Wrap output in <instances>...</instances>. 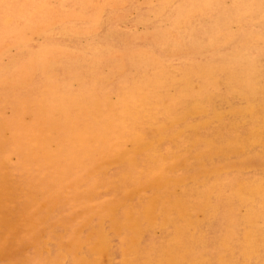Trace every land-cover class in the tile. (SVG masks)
Returning a JSON list of instances; mask_svg holds the SVG:
<instances>
[{
    "label": "rangeland",
    "instance_id": "1",
    "mask_svg": "<svg viewBox=\"0 0 264 264\" xmlns=\"http://www.w3.org/2000/svg\"><path fill=\"white\" fill-rule=\"evenodd\" d=\"M8 1L0 264H264V0Z\"/></svg>",
    "mask_w": 264,
    "mask_h": 264
},
{
    "label": "bare ground",
    "instance_id": "2",
    "mask_svg": "<svg viewBox=\"0 0 264 264\" xmlns=\"http://www.w3.org/2000/svg\"><path fill=\"white\" fill-rule=\"evenodd\" d=\"M26 1H27V0H25V4H26ZM63 1H64V0H63ZM82 1H84V0H82ZM82 1H81V2H82ZM93 1H94V0H93ZM96 1H97V0H96ZM132 1H133V0H132ZM134 1H135V0H134ZM214 1H216V0H214ZM8 2H10V0H9ZM28 2H29V1H28ZM64 2H65V1H64ZM204 2H205V0H204ZM204 2H203V3H204ZM208 2H209V0H208ZM208 2H207V4H208ZM229 2H230V1H229ZM0 3H1V2H0ZM62 3H63V2H62ZM68 3H69V2H68ZM74 3H76V2H74ZM83 3H85V2H83ZM83 3H82V4H83ZM93 3H94V2H93ZM95 3H96V2H95ZM95 3H94V4H95ZM134 3H135V2H134ZM186 3H187V2H186ZM215 3H216V2H215ZM217 3H218V0H217ZM12 4H13V3H12ZM64 4H65V3H64ZM64 4H63V5H64ZM110 4H111V3H110ZM110 4H109V5H110ZM135 4H136V3H135ZM171 4H172V3H171ZM173 4H174V3H173ZM210 4H211V3H210ZM0 5H1V4H0ZM10 5H11V4H10ZM21 5H22V4H21ZM180 5H181V4H180ZM233 5H234V4H233ZM8 6H9V5H8ZM77 6H78V5H77ZM193 6H194V5H192V7H193ZM195 6H197V5H195ZM81 7H82V6H81ZM138 7H139V6H138ZM141 7H142V6H141ZM144 7H145V6H144ZM176 7H178L177 4H176L175 8H176ZM256 7H257V6H256ZM0 8H1V6H0ZM2 8H3V7H2ZM2 8H1V10H3ZM22 8H23V7H22ZM79 8H80V7H79ZM95 8H96V7H95ZM136 8H137V7H136ZM139 8H140V7H139ZM169 8H170V7H169ZM175 8H174V9H175ZM8 9H9V8H8ZM170 9H171V8H170ZM172 9H173V8H172ZM172 9H171V10H172ZM221 9H222V8H221ZM228 9H229V8H228ZM1 10H0V11H1ZM84 10H85V9H84ZM139 10H140V9H139ZM183 10H184V9H183ZM253 10H254V9H253ZM93 11H94V10H93ZM175 11H176V10H175ZM215 11H216V10H215ZM225 11H226V10H225ZM232 11H233V10H232ZM232 11H231V12H232ZM2 12H4V11H2ZM20 12H21V11H19L18 15L20 14ZM179 12H182V11H179ZM208 12H209V11H208ZM208 12H207V13H208ZM226 12H227V11H226ZM28 13H29V12H28ZM84 13H85V12H84ZM198 13H199V12H198ZM209 13H210V12H209ZM209 13H208V14H209ZM213 13H215V12H213ZM9 14H10V13H9ZM14 14H15V13H14ZM22 14H24V13H22ZM151 14H152V13H151ZM177 14H178V13H177ZM194 14H196V13H194ZM194 14H193V15H194ZM219 14H220V13H219ZM24 15H25V14H24ZM98 15H99V14H98ZM142 15H143V14H142ZM193 15H192V17H193ZM198 15H199V14H198ZM217 15H218V14H217ZM217 15H216V16H217ZM226 15H228V14H226ZM226 15H225V16H226ZM230 15H231V14H230ZM232 15H233V14H232ZM134 16H135V15H134ZM140 16H141V15H140ZM140 16H139V17H140ZM150 16H151V15H150ZM195 16H196V15H195ZM199 16H200V15H199ZM211 16H212V15H211ZM223 16H224V15H223ZM9 17H10V16H9ZM11 17H12V16H11ZM16 17H17V16H16ZM26 17H28V16H25V17H24V20H25ZM181 17H182V16H181ZM192 17H190V19H191ZM203 17H204V16H203ZM205 17H206V16H205ZM207 17H208V16H207ZM213 17H214V16H213ZM220 17H221V15H220ZM229 17H230V16H229ZM229 17L227 16V18H229ZM233 17H234V16H233ZM233 17H232V18H233ZM51 18H52V17H51ZM167 18H168V17H167ZM196 18H197V17H196ZM214 18H215V17H214ZM217 18H218V17H217ZM251 18H252V17H251ZM7 19H8V18H7ZM7 19H4V20L7 21ZM154 19H155V18H154ZM154 19H153V20H154ZM190 19H189V21H190ZM198 19H199V18H198ZM198 19H197V20H198ZM225 19H226V18H225ZM18 20H19V19H18ZM47 20H48V19H47ZM158 20H159V19H158ZM173 20H174V19H173ZM192 20H194V18H193ZM195 20H196V19H195ZM211 20H212V19H211ZM214 20H215V19H214ZM230 20H231V19H230ZM6 21H5V23H6ZM9 21H11V19H9ZM16 21H17V20H16ZM31 21H33V20L31 19ZM118 21H119V20H118ZM209 21H210V20H209ZM215 21H216V20H215ZM224 21H225V20H224ZM231 21H232V20H231ZM115 22H116V21H115ZM115 22H114V24H115ZM122 22H124V21H122ZM161 22H162V21H161ZM161 22H160V23H161ZM184 22H186V21H184ZM210 22H211V21H210ZM221 22H222V24H223V20H222ZM228 22H229V21H228ZM228 22H227V24H228ZM1 23H2V22H1ZM20 23H21V22H20ZM50 23H51V22H50ZM111 23H112V22H111ZM127 23H128V22H127ZM130 23H132V22H130ZM135 23H136V22H135ZM149 23H150V22H149ZM157 23H158V22H157ZM163 23H164V22H163ZM190 23H191V22H190ZM213 23H215V22H213ZM213 23H212V24H213ZM259 23H260V22H259ZM122 24H123V23H122ZM169 24H170V23H169ZM185 24H186V23H185ZM201 24H202V23H201ZM225 24H226V23H225ZM227 24H226V25H227ZM252 24H253V23H252ZM4 25L6 26V24H4ZM142 25H143V24H142ZM148 25H149V24H148ZM155 25H158V24H155ZM190 25H192V24H188V26H190ZM199 25H200V23H199ZM216 25H217V24H216ZM219 25H220V24H219ZM223 25H224V24H223ZM2 26H3V25H2ZM2 26H0V27H2ZM132 26H133V25H132ZM135 26H136V25H135ZM152 26H153V25H152ZM205 26H206V25H205ZM240 26H241V25H240ZM246 26H247V25H246ZM249 26H250V25H249ZM253 26H254V25H253ZM262 26H263V24H262ZM6 27H7V26H6ZM192 27H193V26H192ZM192 27H191V28H192ZM202 27H204V26H202ZM208 27H210V25H209ZM211 27H213V26L211 25ZM215 27H216V26H215ZM217 27H218V26H217ZM221 27H222V25H221L219 28H221ZM222 28H223V27H222ZM222 28H221V29H222ZM226 28H227V27H226ZM244 28H245V27H244ZM254 28H255V27H254ZM208 29H209V28H207V29H205V30H208ZM213 29H214V28H213ZM215 29H216V28H215ZM215 29H214V30H215ZM251 29H252V28H251ZM2 30H3V29H2ZM2 30H1V31H2ZM160 30H161V29H160ZM186 30H187V29H186ZM235 30H236V29H235ZM235 30H234V31H235ZM179 31H180V30H179ZM215 31H216V30H215ZM243 31H244V30H243ZM248 31H249V30H248ZM250 31H252V30H250ZM3 32H4V31H2L1 33H3ZM6 32H7V31H6ZM6 32H5V33H6ZM191 32H192V31H191ZM203 32H204V31H203ZM206 32H207V31H206ZM209 32H210V31H209ZM209 32H208V33H209ZM223 32H225V31L223 30ZM179 33H180V32H179ZM187 33H188V32H187ZM208 33H207V34H208ZM236 33H237V32H236ZM238 33H239V32H238ZM122 34H123V33H122ZM203 34H204V33H203ZM6 35H7V34H6ZM8 35H9V33H8ZM8 35H7V36H8ZM12 35H13V34H12ZM42 35H43V34H42ZM42 35H41V36H42ZM120 35H121V34H120ZM179 35L182 36L181 34H179ZM191 35H192V34H191ZM210 35H211V34H210ZM241 35H242V34H241ZM10 36H11V35H9V37H10ZM184 36H185V35H184ZM204 36H205V39H206V38H207L206 35H204ZM236 36H237V35H236ZM13 37H14V36H13ZM17 37H18V36H17ZM58 37H60V36H58ZM221 37H222V36H221ZM228 37H229V36H228ZM51 38H52V37H51ZM54 38H55V37H54ZM121 38H122V37H121ZM202 39H203V37H202ZM205 39H204V40H205ZM232 39H233V38H232ZM0 40H1V39H0ZM4 40H5V39H4ZM35 40H36V39H35ZM44 40H45V39H44ZM46 40H47V39H46ZM136 40H137V39H136ZM136 40H134V41H136ZM199 40H200V39H199ZM235 40H236V39H235ZM8 41H9V40H8ZM13 41H14V40H13ZM13 41H12V42H13ZM48 41H49V40H48ZM59 41H60V40H59ZM197 41H198V40H197ZM237 41H238V40H237ZM28 42H29V41H28ZM61 42H62V41H61ZM67 42H68V41H67ZM76 42H77V41H76ZM125 42H126V41H125ZM128 42H129V41H128ZM128 42H127V43H128ZM256 42H257V41H256ZM10 43H11V42H10ZM40 43H41V42H40ZM40 43H39V44H40ZM49 43H50V41H49ZM71 43H72V42H71ZM118 43H119V42H118ZM134 43H135V42H134ZM153 43H154V42H153ZM199 43H201V42H199ZM202 43H203V42H202ZM129 44H130V43H129ZM132 44H133V43H132ZM146 44H147V43H146ZM154 44H155V43H154ZM228 44H229V43H228ZM235 44H236V43H235ZM148 45H149V44H148ZM1 46H2V45H1ZM222 47H223V46H222ZM233 47H234V46H233ZM0 48H2V47H0ZM3 48H5V47H3ZM212 48H214V47L212 46ZM218 48H219V47H218ZM230 48H231V47H230ZM248 48H249V47H248ZM250 48H251V47H250ZM253 48H254V47H253ZM253 48H252V49H253ZM16 49H17V48H16ZM215 49H217V48L215 47ZM154 50H155V49H154ZM254 50H255V48H254ZM208 51H209V50H208ZM213 51H214V50H213ZM226 51H227V50H226ZM229 51H231V50H228V52H229ZM249 51H250V50H249ZM255 51H256V50H255ZM262 51H263V50H262ZM160 52H161V51H160ZM194 52H195V51H194ZM224 52H225V51H224ZM224 52H223V53H224ZM252 52H253V51H252ZM5 53H6V52H5ZM38 53H39V52H38ZM161 53H162V52H161ZM192 53H193V52H192ZM198 53H199V52H198ZM220 53H221V52H220ZM25 54H26V53H25ZM162 54H163V53H162ZM182 54H184V53H182ZM187 54H188V53H187ZM195 54H196V55H200V54H197V53H195ZM216 54H217V53H216ZM246 54H247V53H246ZM246 54H244V55H246ZM250 54H252V53H250ZM7 55H8V54H7ZM167 55H168V54H167ZM218 55H219V54H218ZM55 56H56V55H55ZM57 56H58V55H57ZM213 56H214V55H213ZM255 56H256V55H255ZM260 56H261V55H260ZM262 56H263V55H262ZM1 57L3 58V56H1ZM24 57H25V56H24ZM31 57H32V56H31ZM31 57L29 58L30 61H31ZM200 57H201V56H200ZM25 58H26V57H25ZM53 58H54V56H53ZM212 58H213V57H212ZM212 58H210V59L212 60ZM7 59H8V57H7ZM17 59H18V58H17ZM54 59H55V58H54ZM56 59H57V58H56ZM58 59H59V58H58ZM190 59H191V58H190ZM193 59H194V58H193ZM199 59H200V58H199ZM48 60H49V59H48ZM179 60H180V59H179ZM214 60H215V59H214ZM260 60H261V59H260ZM30 61H29V62H30ZM34 61H35V59H34ZM200 61H201V60H200ZM2 62H3V61H2ZM19 62L22 63V61H19ZM19 62H18V63H19ZM29 62H27V63H29ZM49 62H50V61H49ZM185 62H186V61H185ZM32 63H34V62H32ZM32 63L30 62L29 64H32ZM25 64H26V63H25ZM29 64H28V65H29ZM183 64H184V63H183ZM8 65H9V64H8ZM17 65H18V64H17ZM19 65H20V64H19ZM26 65H27V64H26ZM34 65H35V64H34ZM21 66H22V65H21ZM57 66H58V65H57ZM27 67H28V66H27ZM60 67H61V66H60ZM28 68H29V67H28ZM34 68H35V67H34ZM10 69H11V68H10ZM25 69H26V68H25ZM56 69H57V67H56ZM1 70H2V69H1ZM10 71H11V70H10ZM59 71H60V70H59ZM62 71H63V69H62ZM8 72H9V71H8ZM13 72H14V71H13ZM59 73H60V72H59ZM3 74H4V73H3ZM19 74H20V73H19ZM22 74H24V73H22ZM22 74H21V75H22ZM13 75H15V74H13ZM33 75H34V74H33ZM33 75H32V76H33ZM27 77H28V76H27ZM252 77H253V76H252ZM44 78H45V77H43V79H44ZM14 79H15V78H14ZM47 79H48V78H47ZM10 81H11V80H10ZM25 81H26V80H25ZM37 81H38V79H37ZM35 83H36V82H35ZM39 83H40V82H39ZM75 83H76V82H75ZM75 83H74V84H75ZM113 83H114V82H113ZM12 84H13V83H12ZM31 84H32V83H31ZM4 85H5V84H4ZM24 86H25V85H24ZM29 86H30V85H29ZM42 86H43V85H42ZM1 87H2V86H1ZM10 87H11V86H10ZM58 87H59V86H58ZM15 88H16V87H15ZM23 88H24V87H23ZM28 89H29V88H28ZM36 89H37V88H36ZM112 89H113V88H112ZM22 90H23V89H22ZM23 91H24V90H23ZM41 91H42V90H40V92H41ZM32 92H33V91H32ZM4 93H5V92H4ZM19 93H20V92H19ZM34 93H36V92H34ZM21 94H22V93H21ZM27 94H28V93H27ZM116 94H117V93H116ZM1 95H2V94H1ZM225 95H226V94H225ZM8 96H9V95H8ZM15 96H16V95H15ZM25 96H26V95H25ZM36 96H37V95H36ZM38 96H39V95H38ZM40 96H42V95H40ZM120 97H121V96H120ZM226 97H227V96H226ZM9 98H10V97H9ZM227 98H229V97H227ZM21 99H23V98H21ZM52 99H53V98H52ZM3 100H4V99H3ZM32 100H33V99H32ZM1 101H2V100H1ZM13 101H14V100H13ZM22 101H23V100H22ZM34 101H35V100H34ZM41 101H42V100H41ZM18 102H19V101H18ZM43 102H45V101H43ZM48 102H49V101H48ZM52 102H53V101H52ZM71 102H72V101H71ZM120 102H121V101H120ZM22 103H23V102H22ZM22 103H21V104H22ZM40 104H41V103H40ZM121 104H122V103H121ZM128 104H129V102H128ZM132 104H134V103H132ZM19 105H20V103H19ZM25 105H26V104H25ZM31 105H32V104H31ZM37 105H39V104H37ZM45 105H46V104H45ZM79 105H80V104H79ZM90 105H91V104H90ZM97 105H98V104H97ZM97 105H96V106H97ZM29 106H30V105H29ZM32 106H33V105H32ZM32 106H31V107H32ZM40 106H42V105H40ZM54 106H55V105H54ZM74 106H75V105H74ZM91 106H92V105H91ZM110 106H111V105H109L108 108H110ZM122 106H123V105H122ZM135 106H136V105H135ZM12 107H13V105H12ZM33 107H34V106H33ZM33 107H32V108H33ZM52 107H53V106H52ZM56 107H57V105H56ZM129 107H131V106H129ZM136 107H137V106H136ZM4 108H5V107H4ZM21 108H22V107H21ZM27 108H28V104H27ZM27 108H26V109H27ZM53 108H54V107H53ZM85 108H86V107H85ZM114 108H116V107H114ZM114 108H113V110H116V109H114ZM126 108H127V106H126ZM126 108H125V109H126ZM131 108H132V107H131ZM131 108H130V109H131ZM70 109H71V108H70ZM96 109H97V107H96ZM111 109H112V108H111ZM127 109H128V108H127ZM132 109H133V108H132ZM10 110H12V109H10ZM35 110H36V109H35ZM54 110H55V108H54ZM57 110H58V109H57ZM60 110H61V109H60ZM106 110H107V109H106ZM50 111H51V110H50ZM79 111H80V110H79ZM88 111H89V110L87 109V112H88ZM102 111H103V110H102ZM104 111H105V110H104ZM116 111H119V110H116ZM116 111H115V112H116ZM127 111H129L128 113H130V110H127ZM1 112H2V111H1ZM31 112H32V110H31ZM59 112H60V111H59ZM61 112H62V111H61ZM68 112H69V111H68ZM81 112H82V113H85V112H83V111H80L79 114H82ZM94 112H95V111H94ZM105 112H106V111H105ZM115 112H114V113H115ZM135 112H136V111H135ZM5 113H6V112H5ZM29 113H30V110H29ZM54 113H55V112H54ZM63 113H65V111H64ZM117 113H118V112H117ZM153 113H154V112H153ZM16 114H17V113H16ZM21 114H22V112H21ZM32 114H33V113H32ZM35 114H36V113H35ZM76 114H77V113H76ZM76 114H75V115H76ZM79 114H78V115H79ZM118 114H119V113H118ZM124 114H125V113H124ZM137 114H138V113H136V115H137ZM23 115H24V114H23ZM56 115H57V114H56ZM64 115H65V114H64ZM72 115H73V114H72ZM75 115H74V118H75ZM87 115L89 116V114H87ZM95 115H96V114H95ZM116 115H117V114H116ZM1 116H2V114H1ZM3 116H4V115H3ZM33 116H34V115H33ZM35 116H36V115H35ZM50 116H52V115H50ZM65 116H66V115H65ZM144 116H145V115H144ZM10 117H11V116H10ZM13 117H14V116H13ZM15 117H16V116H15ZM71 117H72V116H71ZM79 117H80V116H79ZM79 117H78V118H79ZM84 117H85V116H84ZM84 117H83V118H84ZM123 117H124V116H123ZM138 117H139V116H138ZM140 117H141V116H140ZM11 118H12V117H11ZM11 118H10V119H11ZM26 118H27V117H26ZM63 118H64V117H63ZM66 118H67V117H66ZM90 118H91V117H90ZM102 118H103V120H104L105 117H102ZM110 118H111V117H110ZM3 119H4V118H3ZM23 119H24V118H23ZM59 119H60V118H59ZM69 119H70V117H69ZM111 119L113 120V118H111ZM121 119H122V118H121ZM14 120H15V119H14ZM24 120H25V119H24ZM30 120H31V119H30ZM53 120H54V119H52V121H53ZM80 120H81V119H80ZM100 120H101V119H100ZM105 120H106V119H105ZM123 120H124V119H123ZM1 121H2V120H1ZM27 121H29V120H27ZM68 121H69V120H68ZM75 121H76V120H74V122H75ZM84 121H85V120H84ZM110 121H111V120H110ZM125 121H126V122H124V121H123V122L127 124V120H125ZM131 121H132V120H131ZM140 121H141V120H140ZM33 122H34V121H33ZM59 122H60V121H59ZM89 122H90V121H89ZM108 122H109V120H108ZM108 122H107V123H108ZM113 122H114V121H113ZM141 122H142V121H141ZM141 122H140V123H141ZM62 123H64V122H62ZM86 123H87V122H86ZM109 123H110V122H109ZM117 123H118V122H117ZM137 123H138V122H137ZM70 124H71V121H70ZM73 124H74V123H73ZM96 124H97V123H96ZM115 124H116V123H115ZM63 125H64V124H63ZM89 125H90V124H89ZM117 125H118V124H117ZM120 125L123 126L122 124H120ZM138 125H139V124H138ZM141 125H142V124H141ZM0 126H1V125H0ZM7 126H8V125H7ZM57 126H59V125H57ZM57 126H56V128H57ZM72 126H74V125H72ZM75 126H76V125H75ZM86 126H87V125H85L84 128H85ZM115 126H116V125H115ZM121 126H120V127H121ZM125 126H126V125H125ZM129 126H131V125H129ZM134 126H135V125H134ZM53 127H55V126H53ZM65 127H66V126H65ZM68 127H69V126H68ZM77 127H79V126L77 125ZM88 127H89V126H88ZM90 127H92V124H91ZM96 127H97V126H96ZM109 127H110V126H109ZM138 127H139V126H138ZM51 128H52V127H51ZM75 128H76V127H75ZM98 128H100V127H98ZM5 129H6V128H5ZM59 129H60V128H59ZM66 129H68V128L66 127ZM69 129H70V128H69ZM118 129H119V128H118ZM118 129H117V130H118ZM121 129H123V128H121ZM131 129H132V128H131ZM2 130H3V129H2ZM52 130H53V128H52ZM90 130H92V129H90ZM97 130H98V129H97ZM101 130H102V129H101ZM105 130H106V129H105ZM109 130H110V129H109ZM109 130H108V131H109ZM132 130H133V129H132ZM79 131H80V130H79ZM94 131H96V130H94ZM113 131H114V130H113ZM125 131H126V130H125ZM134 131H135V130H134ZM7 132H8V130H7ZM7 132H6V133H7ZM42 132H43V130L41 131V133H42ZM52 132H53V131H52ZM141 132H142V131H141ZM81 133H82V132H80L79 134H81ZM125 133H126V132H125ZM125 133H124V134H125ZM132 133H133V132H132ZM67 134H68V133H67ZM67 134H66V135H67ZM86 134H87V133H86ZM92 134H93V133H92ZM102 134H103V133H102ZM120 134H121V133H120ZM141 134H142V133H141ZM69 135H70V134H69ZM69 135H67V136H69ZM136 135H137V134H136ZM92 136H93V135H92ZM96 136H97V135H96ZM96 136H95V137H96ZM133 136H134V135H133ZM137 136H138V135H137ZM7 137H8V136H7ZM49 137H51V136H49ZM59 137H60V136H59ZM73 137H74V135H73ZM84 137H85V136H84ZM95 137H94V138H95ZM99 137H101V136H99ZM125 137H126V136H125ZM135 137H136V136H135ZM11 138H12V137H11ZM71 138H72V137H71ZM94 138H93V139H94ZM122 138H123V137H122ZM122 138L119 139V140H122ZM126 138H127V137H126ZM137 138H138V137H137ZM53 139H54V138H53ZM87 139H88V138H87ZM96 139L98 140L97 137H96ZM128 139H129V138H128ZM135 139H136V138H135ZM56 140H57V139H56ZM67 140H68V139H67ZM123 140H124V139H123ZM92 141H93V140H92ZM98 141H99V140H98ZM131 141H132V140H131ZM55 142H59V141H55ZM123 142H124V141H123ZM149 142H150V141H149ZM6 143H8V142H6ZM13 143H14V142H13ZM89 143H90V142H89ZM16 144H17V143H16ZM173 144H174V143H173ZM146 145H148V143H147ZM60 146H61V145H60ZM60 146H59V148H60ZM143 146H145V145H143ZM14 147H15V146H14ZM172 147H173V145H172ZM3 148H4V147H3ZM11 148H12V147H11ZM54 148H55V147H54ZM54 148H53V151H54ZM121 148H122V147H121ZM137 148H138V147H136V149H137ZM159 148H160V146H159ZM161 149H162V148H161ZM1 150H2V149H1ZM11 150H12V149H11ZM117 150L119 151V149H117ZM125 150H126V148H125ZM258 150H259V149H258ZM263 150H264V149H263ZM13 151H14V150H13ZM19 151H20V150H19ZM118 151H117V152H118ZM162 151H163V150H162ZM5 152H6V150H5ZM5 152H4V153H5ZM121 152H122V150H121ZM141 152H142V151H141ZM164 152H165V151H164ZM122 153H123V152H122ZM5 154H6V153H5ZM16 154H17V153H16ZM18 154H19V153H18ZM25 154H26V153H25ZM51 154H52V153H51ZM114 154H115V153H114ZM27 155H28V153H27ZM120 155H121V154H120ZM10 156H12V155H10ZM5 157H6V156H5ZM17 157H18V156H17ZM27 157H28V156H27ZM49 157H51V156H49ZM111 157H112V156H111ZM122 157H123V156H122ZM122 157L120 158V156H119L120 159H122ZM236 157H237V156H236ZM119 158H117V159H119ZM34 159H36V158H34ZM34 159H33V160H34ZM117 159H116V160H117ZM51 160H52V159H51ZM3 161H4V160H3ZM27 161H28V160H27ZM33 162H34V161H33ZM2 163H3V162H2ZM4 163H5V162H4ZM8 163H9V162H8ZM8 163H7V164H8ZM20 163H21V162H20ZM30 163H31V161H30ZM108 163H109V162H108ZM153 163H154V162H153ZM27 164H28V163H27ZM102 164H103V163H102ZM10 165L12 166V164H10ZM15 165H16V164H15ZM144 165H145V164H144ZM150 165H151V164H150ZM152 165H153V164H152ZM7 166H8V165H7ZM101 166H102V165H101ZM97 167H99V166H97ZM95 168H96V167H95ZM128 168H129V167H128ZM245 168H246V167H245ZM7 169H8V168H7ZM100 169H101V167H100ZM24 170H26V169H24ZM93 170H94V169H93ZM97 170H98V169H97ZM101 170H102V169H101ZM127 170H128V169H127ZM106 171H107V170H106ZM129 171H131V170H129ZM28 172H29V171H28ZM132 172H133V170H132ZM134 172H135V171H134ZM134 172H133V173H134ZM92 173H94V171H93ZM92 173H91V175H92ZM124 173H125V172H124ZM129 173H130V172H129ZM154 173H155V172H154ZM230 173H231V172H230ZM33 174H34V173H33ZM85 174H86V173H85ZM106 174H107V173H106ZM156 174H157V173H156ZM8 175H9V174H8ZM129 175H130V174H129ZM133 175H134V174H133ZM135 175H136V174H135ZM170 175H171V174H170ZM98 176H99V175H97V177H98ZM113 176H114V175H113ZM42 177H43V176H42ZM141 177H142V176H141ZM145 177H146V176H145ZM152 177H153V176H152ZM157 177H158V176H157ZM113 178H114V177H113ZM147 178H150V176L147 177ZM8 179H9V178H8ZM31 179H32V178H31ZM37 179H38V178H37ZM86 179H87V178H86ZM97 179H98V178H97ZM103 179H104V178H103ZM105 179H106V178H105ZM105 179H104V180H105ZM119 179H120V178H119ZM15 180H16V179H15ZM127 180H128V179H127ZM143 180H145V178H144ZM3 181H4V180H3ZM3 181H2V182H3ZM28 181H29V180H28ZM40 181H41V180H40ZM40 181H39V182H40ZM83 181H84V180H83ZM83 181H82V182H83ZM14 182L16 183V181H14ZM30 182H31V184H32V181H30ZM109 182H110V181H109ZM122 182L124 183V181H122ZM21 183H22V182H20V184H21ZM28 183H29V182H28ZM35 183H36V182H35ZM142 183H145V182H142ZM1 184H2V183H1ZM8 184H9V183H8ZM46 184H47V183H46ZM82 184H83V183H82ZM101 184H102V183H101ZM105 184H106V181H105ZM121 184H122V183H121ZM11 185H12V184H11ZM39 185H40V184H39ZM44 185H45V184H44ZM85 185H86V184H85ZM98 185H99V184H98ZM107 185H108V183H107ZM115 185H116V183H115ZM115 185H114V186H115ZM141 185H142V184H141ZM145 185H146V184H145ZM201 185H202V184H201ZM0 186H1V185H0ZM4 186H5V185H4ZM14 186H15V185H14ZM105 186H106V185H105ZM110 186H111V185H110ZM110 186H109V187H110ZM114 186H113V187H114ZM124 186H125V185H124ZM136 186H137V185H136ZM199 186H200V185H199ZM8 187H9V186H8ZM42 187H43V186H42ZM73 187H74V186H73ZM77 187H78V186H77ZM81 187H82V186H81ZM101 187H102V186H101ZM118 187H119V186H118ZM121 187H123V186H121ZM137 187H138V186H137ZM18 188H19V186H18ZM29 188H30V187H29ZM38 188H39V186H38ZM79 188H80V187H79ZM187 188H188V187H187ZM20 189H21V188H20ZM43 189H44V188H43ZM88 189H89V188H88ZM15 190H16V189H15ZM15 190H14V191H15ZM28 190H29V189H28ZM28 190H27V191H28ZM37 190H38V189H37ZM76 190H77V189H76ZM76 190H75L74 192H76ZM86 190H87V189H86ZM96 190L98 191V189H96ZM96 190H95V191H96ZM100 190H101V189H100ZM103 190H104V188H103ZM123 190H124V187H123ZM123 190H122V191H123ZM11 191H12V189H11ZM29 191H30V190H29ZM29 191H28V192H29ZM43 191H44V190H43ZM104 191H105V190H104ZM106 191H107V190H106ZM116 191H117V190H116ZM128 191H129V190H128ZM128 191H127V192H128ZM226 191H227V190H226ZM35 192H36V191H35ZM72 192H73V191H72ZM83 192H84V191H83ZM86 192H87V191H86ZM130 192H131V191H130ZM195 192H196V191H195ZM3 193H4V192H3ZM3 193H2V194H3ZM5 193H6V192H5ZM20 193H21V191H20ZM29 193H30V192H29ZM39 193H40V192H39ZM42 193H43V192H42ZM42 193H41V195H42ZM100 193H101V192H100ZM120 193H121V192H120ZM72 194H73V193H72ZM81 194H82V192H81ZM83 194H84V193H83ZM83 194H82V197H83ZM194 194H195V193H194ZM194 194H193V195H194ZM16 195H17V194H16ZM16 195H15V196H16ZM22 195H24V194H22ZM43 195H44V194H43ZM76 195H77V194H76ZM86 195H88V194H86ZM86 195H85V196H86ZM91 195H92V194H91ZM107 195H108V194H107ZM112 195H113V193H112ZM115 195H116V194H115ZM125 195H126V194H125ZM6 196H7V195H6ZM38 196H39V195H38ZM38 196H37V197H38ZM102 196H103V195H102ZM104 196H105V195H104ZM17 197L20 198V197H22V196H17ZM32 197H33V196H32ZM34 197H35V195H34ZM41 197H42V196H41ZM45 197H46V196H45ZM70 197H71V196H70ZM76 197H77V196H76ZM82 197H81V198H82ZM107 197H108V196H107ZM112 197H113V196H112ZM119 197H120V196H119ZM12 198H13V197H12ZM15 198H16V197H14V199H15ZM30 198H31V197H30ZM88 198L90 199V196H89ZM91 198H92V197H91ZM97 198H99V197L97 196ZM126 198H127V197H126ZM126 198H125V199H126ZM129 198H130V197H129ZM209 198H210V197H209ZM5 199H6V198H5ZM14 199H12V200H14ZM32 199H33V198H32ZM102 199H103V198H102ZM107 199H109V198H107ZM1 200H2V199H1ZM1 200H0V201H1ZM70 200H72V199H70ZM99 200H100V199H99ZM110 200H111V199H110ZM210 200H211V199H210ZM14 201H15V200H14ZM28 201H29V200H28ZM28 201H27V202H28ZM31 201H32V200H31ZM41 201H42V198H41ZM58 201L60 202V200H58ZM112 201H113V200H112ZM124 201H125V200H124ZM15 202H18V201H15ZM27 202H26V203H27ZM39 202H40V201H39ZM81 202H82V201H81ZM96 202H98V201H96ZM115 202H116V201H115ZM125 202H126V201H125ZM131 202H132V201H131ZM135 202H136V201H135ZM22 203H23V202H22ZM31 203H32V202H31ZM108 203H109V202H108ZM108 203H107V204H108ZM118 203H119V201H118ZM0 204H2V203H0ZM9 204H10V203H9ZM18 204L20 205L21 203H18ZM44 204H45V202H44ZM57 204H58V203H57ZM59 204H60V203H59ZM63 204H64V203H63ZM125 204H126V203H125ZM125 204H124V205H125ZM40 205H41V204H40ZM91 205H92V204H91ZM93 205H94V204H93ZM114 205H117V204L115 203ZM127 205H128V204H127ZM127 205H126V206H127ZM135 205H136V204H135ZM137 205H138V204H137ZM59 206L61 207V205H59ZM70 206H71V205H70ZM70 206H69V208H70ZM106 206H107V205H106ZM108 206H109V205H108ZM112 206H113V205H112ZM120 206H121V205H119V208H120ZM139 206H140V205H139ZM2 207H3V206H2ZM4 207H5V206H4ZM40 207H41V206H40ZM98 207H99V206H97V208H98ZM116 207H117V206H116ZM130 207H131V206H130ZM36 208H37V206H36ZM56 208H57V207H56ZM56 208H55V209H56ZM85 208H86V207H85ZM102 208H103V207H102ZM123 208H125V207H123ZM126 208H128V207H126ZM133 208H134V206H133ZM4 209H5V208H4ZM10 209H11V208H10ZM48 209H49V207H48ZM74 209H76V208L74 207ZM121 209H122V207L120 208V211H121ZM49 210H50V209H49ZM89 210H90V209H89ZM89 210H88V211H89ZM96 210H97V209H96ZM127 210H128V209H127ZM7 211H8V210H7ZM11 211H12V210H11ZM36 211H37V210H36ZM57 211H58V210H57ZM59 211H60V210H59ZM80 211H81V210H80ZM80 211H79V212H80ZM86 211H87V210H86ZM130 211H131V210H130ZM13 212H14V211H13ZM84 212H85V211H84ZM108 212H109V211H108ZM128 212H129V211H128ZM136 212H137V211H136ZM10 213H11V212H10ZM46 213H47V212H46ZM60 213H61V212H60ZM65 213H66V212H65ZM68 213H69V212H68ZM73 213H74V211H73ZM102 213H103V210H102ZM102 213H101V214H102ZM114 213H116V212H114ZM131 213H133V212H131ZM137 213H138V212H137ZM140 213H141V212H140ZM51 214H52V213H51ZM55 214H56V213H55ZM62 214H63V213H62ZM79 214H80V213H79ZM95 214H97V212H96ZM134 214H136V213H134ZM134 214H132V215H134ZM68 215H69V214H68ZM71 215H72V214H71ZM80 215H81V214H80ZM80 215H79V216H80ZM139 215H141V214H139ZM198 215H199V214H198ZM52 216L54 217V215H52ZM56 216H57V215H56ZM99 216H100V214H99ZM99 216H98V217H99ZM34 217H35V216H34ZM38 217H39V216H38ZM90 217H93V216L90 215ZM119 217H120V216H119ZM32 218H33V217H32ZM36 218H37V217H36ZM41 218H42V217H40V219H41ZM77 218H78V217H77ZM99 218H100V217H99ZM137 218H138V216H137ZM50 219H51V218H50ZM63 219H64V218H63ZM78 219H80V218H78ZM106 219H107V218H106ZM58 220H59V218H58ZM64 220H65V219H64ZM14 221H15V220H14ZM47 221H48V220H47ZM54 221H55V220H54ZM61 221H63V220L61 219ZM61 221H60V222H61ZM93 221H94V220H93ZM117 221L119 222V220H117ZM223 221H224V220H223ZM30 222H31V221H30ZM30 222H29V224H30ZM36 222H37V221H36ZM40 222H41V221H40ZM43 222H44V220H43ZM48 222H49V221H48ZM50 222H51V221H50ZM50 222H49V223H50ZM52 222H53V221H52ZM56 222H57V219H56ZM24 223H26V222H24ZM49 223H48V224H49ZM73 223H74V222H73ZM128 223H130V222H128ZM37 224H38V222H37ZM44 224H45V223H44ZM44 224H43V225H44ZM70 224H72V223H70ZM12 225H13V224H12ZM56 225H57V224H56ZM15 226H16V225H15ZM60 226H62V225H60ZM28 227H29V226H28ZM36 227H38V226H36ZM36 227H35V228H36ZM41 227H42V226H41ZM70 227H71V226H70ZM57 228H58V227H57ZM66 228H67V227H66ZM37 229H39V228H37ZM41 229L44 230L43 228H41ZM25 230H27V228H25ZM60 230H62V229H60ZM66 230H67V229H66ZM66 230H65V232H66ZM70 230H71V229H70ZM39 231H41V230H38L37 232H39ZM63 231H64V230H63ZM100 231H101V230H100ZM31 232H32V231H31ZM56 232H59V230L56 231ZM94 232H95V231H94ZM26 233H27V231H26ZM33 233H34V232H33ZM35 233H36V232H35ZM62 233H63V232H62ZM71 233H72V232H71ZM130 233H131V232H130ZM19 234H20V233H19ZM27 234H28V233H27ZM46 234H47V233H46ZM65 234H66V233H65ZM94 234H95V233H94ZM20 235H21V234H20ZM41 235H42V234H41ZM128 236H129V235H128ZM15 237H16V236H15ZM17 237H18V236H17ZM29 237H30V236H29ZM55 237H56V236H55ZM60 237H61V236H60ZM68 237H69V236H68ZM19 238H20V237H19ZM32 238H33V237H32ZM89 238H90V237H89ZM23 239H25V238H23ZM20 240H21V239H20ZM34 240H35V238H34ZM63 240H64V239H63ZM128 240H129V239H128ZM66 241H67V240H66ZM158 241H159V240H158ZM211 241H212V240H211ZM30 242H31V240H30ZM41 242H42V241H41ZM64 242H65V241H64ZM120 242H121V241H120ZM123 243H124V242H123ZM34 244H35V243H34ZM42 244H43V243H42ZM51 244H52V243H51ZM36 245H37V244H36ZM36 245H35V246H36ZM44 245H45V243H44ZM56 245H57V243H56ZM210 245H211V244H210ZM31 247H32V246H31ZM33 247H34V245H33ZM37 247H38V246H37ZM125 247H126V246H125ZM140 247H141V246H140ZM52 249H53V248H52ZM52 249H51V250H52ZM124 249H125V248H124ZM194 249H195V248H194ZM30 250H31V249H30ZM88 250H89V249H88ZM211 250H212V249H211ZM227 250H228V249H227ZM31 251H32V250H31ZM31 253H32V252H31ZM76 253H77V252H76ZM236 253H237V252H236ZM29 254H30V253H29ZM35 254H36V253H35ZM70 254H71V252H70ZM213 254H214V253H213ZM18 255H19V253H18ZM20 255H21V254H20ZM48 255H49V254H48ZM60 255H61V254H60ZM64 255H65V254H64ZM21 256H22V255H21ZM28 256H29V255H28ZM28 256H27V258H29ZM32 256H34L33 253H32ZM36 256H37V255H36ZM39 257H41V256H39ZM44 257H45V256H44ZM44 257H43V258H44ZM186 257H187V256H186ZM211 257H214V256L212 255ZM18 260H19V259H18ZM240 260H241V259H240ZM16 261H17V260H16ZM29 261H30V260H29ZM58 261H59V260H58ZM19 262H20V260H19ZM26 262H27V261H26V259H25V263H26ZM34 262H35V261H34ZM44 262H45V261H44ZM13 263H14V262H13ZM47 263H48V261H47ZM33 264H34V263H33ZM60 264H61V263H60ZM166 264H167V263H166Z\"/></svg>",
    "mask_w": 264,
    "mask_h": 264
}]
</instances>
